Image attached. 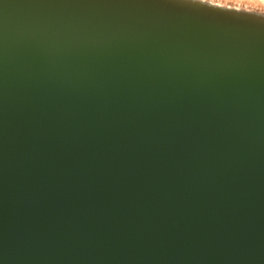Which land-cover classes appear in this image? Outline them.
<instances>
[{"label":"water","instance_id":"obj_1","mask_svg":"<svg viewBox=\"0 0 264 264\" xmlns=\"http://www.w3.org/2000/svg\"><path fill=\"white\" fill-rule=\"evenodd\" d=\"M212 1L0 0V264H264V10Z\"/></svg>","mask_w":264,"mask_h":264},{"label":"rangeland","instance_id":"obj_2","mask_svg":"<svg viewBox=\"0 0 264 264\" xmlns=\"http://www.w3.org/2000/svg\"><path fill=\"white\" fill-rule=\"evenodd\" d=\"M191 1L195 2V1H201V0H191ZM248 5H255V6L260 5L261 10H264V0H233L230 2V6L225 7V5H224V7L225 8H231V7L233 8L234 7V9L242 10V9L246 8V6H248ZM218 6H221V5H218Z\"/></svg>","mask_w":264,"mask_h":264},{"label":"crops","instance_id":"obj_3","mask_svg":"<svg viewBox=\"0 0 264 264\" xmlns=\"http://www.w3.org/2000/svg\"><path fill=\"white\" fill-rule=\"evenodd\" d=\"M202 2H205L206 0H201ZM233 0H223V1H218V0H213L212 2L216 5H221L222 7L230 6V2ZM232 8V7H231ZM234 8V7H233Z\"/></svg>","mask_w":264,"mask_h":264},{"label":"bare ground","instance_id":"obj_4","mask_svg":"<svg viewBox=\"0 0 264 264\" xmlns=\"http://www.w3.org/2000/svg\"><path fill=\"white\" fill-rule=\"evenodd\" d=\"M191 1V0H190Z\"/></svg>","mask_w":264,"mask_h":264}]
</instances>
